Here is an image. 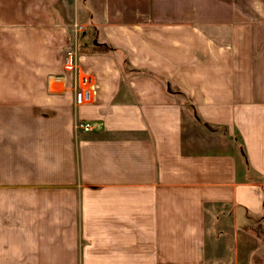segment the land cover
<instances>
[{
    "label": "crops",
    "instance_id": "1",
    "mask_svg": "<svg viewBox=\"0 0 264 264\" xmlns=\"http://www.w3.org/2000/svg\"><path fill=\"white\" fill-rule=\"evenodd\" d=\"M0 264H264V0H0Z\"/></svg>",
    "mask_w": 264,
    "mask_h": 264
},
{
    "label": "built area",
    "instance_id": "2",
    "mask_svg": "<svg viewBox=\"0 0 264 264\" xmlns=\"http://www.w3.org/2000/svg\"><path fill=\"white\" fill-rule=\"evenodd\" d=\"M75 32L81 29L77 24L73 25ZM77 49L76 43L75 46L69 49L66 53L64 68L67 71L74 73L75 81L73 86L74 96H75V105H85L90 104L94 101L95 95L97 93L98 85L96 81L88 74L82 73L78 69L77 65ZM93 124L89 121H80L76 120L74 128L76 131L82 130L87 132L91 130Z\"/></svg>",
    "mask_w": 264,
    "mask_h": 264
},
{
    "label": "trees",
    "instance_id": "3",
    "mask_svg": "<svg viewBox=\"0 0 264 264\" xmlns=\"http://www.w3.org/2000/svg\"><path fill=\"white\" fill-rule=\"evenodd\" d=\"M81 1H83V3L86 2V0H81ZM239 151H240L241 155L243 156L244 161H245V163H246L247 160H246L245 151H244V149H243V147H242L241 144L239 145Z\"/></svg>",
    "mask_w": 264,
    "mask_h": 264
},
{
    "label": "rangeland",
    "instance_id": "4",
    "mask_svg": "<svg viewBox=\"0 0 264 264\" xmlns=\"http://www.w3.org/2000/svg\"><path fill=\"white\" fill-rule=\"evenodd\" d=\"M239 156V155H238Z\"/></svg>",
    "mask_w": 264,
    "mask_h": 264
}]
</instances>
